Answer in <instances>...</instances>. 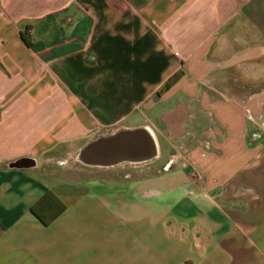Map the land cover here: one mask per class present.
I'll return each mask as SVG.
<instances>
[{"label": "crops", "instance_id": "1", "mask_svg": "<svg viewBox=\"0 0 264 264\" xmlns=\"http://www.w3.org/2000/svg\"><path fill=\"white\" fill-rule=\"evenodd\" d=\"M240 5L0 0V264H264V85L228 78L254 54L212 55ZM142 124L163 162L75 163ZM20 157L37 165L8 167ZM49 190L68 209L46 226L31 208Z\"/></svg>", "mask_w": 264, "mask_h": 264}, {"label": "water", "instance_id": "2", "mask_svg": "<svg viewBox=\"0 0 264 264\" xmlns=\"http://www.w3.org/2000/svg\"><path fill=\"white\" fill-rule=\"evenodd\" d=\"M72 21L74 19L70 17L67 23ZM233 52L234 48L231 47L227 56H232ZM259 59L244 61L238 66L246 72L256 69L253 77L258 79L264 76V63ZM160 154L158 134L152 126L142 124L120 126L98 134L78 149L74 161L87 168L112 169L125 165L143 166L159 159ZM36 165L37 161L30 157H20L8 163L9 168H30Z\"/></svg>", "mask_w": 264, "mask_h": 264}, {"label": "rangeland", "instance_id": "3", "mask_svg": "<svg viewBox=\"0 0 264 264\" xmlns=\"http://www.w3.org/2000/svg\"><path fill=\"white\" fill-rule=\"evenodd\" d=\"M240 4L237 15L226 25L224 30L231 28L237 19L242 22L243 27H249V32L245 35L244 40L234 39L235 48L238 50L236 59L242 61L253 54L254 58L264 54V0H240ZM253 31L254 35H252ZM228 78H230L229 72ZM164 159L165 156H161L159 162H163Z\"/></svg>", "mask_w": 264, "mask_h": 264}, {"label": "trees", "instance_id": "4", "mask_svg": "<svg viewBox=\"0 0 264 264\" xmlns=\"http://www.w3.org/2000/svg\"><path fill=\"white\" fill-rule=\"evenodd\" d=\"M33 30V24H26L21 31V38L28 47L34 46L35 37ZM184 73L183 70H180L168 78L158 91V95L162 96L170 90L183 77ZM67 209L66 202L56 192L49 190L32 206L31 213L44 225L49 226L64 214Z\"/></svg>", "mask_w": 264, "mask_h": 264}, {"label": "flooded vegetation", "instance_id": "5", "mask_svg": "<svg viewBox=\"0 0 264 264\" xmlns=\"http://www.w3.org/2000/svg\"><path fill=\"white\" fill-rule=\"evenodd\" d=\"M236 23V24H235ZM235 23L229 28L228 30H224L220 38L218 39V42L212 52L213 56H227L231 50V47L235 50V40H244L245 35L247 32H249L248 26H242L240 20L238 19L235 21ZM251 31V30H250ZM254 35V31L252 32ZM258 61H261L264 63V54L260 57ZM254 69V68H253ZM256 70V69H255ZM255 70L251 71H244L243 68H240V66H236L235 69L231 72V81L233 84V87L236 89H242V88H252L254 86H260L264 85V76L260 77L258 79H255L254 73Z\"/></svg>", "mask_w": 264, "mask_h": 264}]
</instances>
